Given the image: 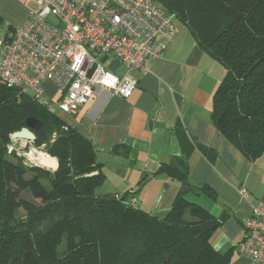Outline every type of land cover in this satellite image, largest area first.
I'll list each match as a JSON object with an SVG mask.
<instances>
[{
    "label": "trees",
    "instance_id": "trees-1",
    "mask_svg": "<svg viewBox=\"0 0 264 264\" xmlns=\"http://www.w3.org/2000/svg\"><path fill=\"white\" fill-rule=\"evenodd\" d=\"M154 1L226 70L213 98L215 127L247 159L264 156V0ZM6 26L0 17V31L13 29ZM29 118L42 122L33 147L56 159L57 170L28 167L10 149ZM159 172L179 188L163 219L126 197L98 195L104 175L89 139L0 79V264H230L231 254L211 242L221 221L186 198L193 187L185 158ZM24 192L41 206L22 201Z\"/></svg>",
    "mask_w": 264,
    "mask_h": 264
},
{
    "label": "crops",
    "instance_id": "crops-1",
    "mask_svg": "<svg viewBox=\"0 0 264 264\" xmlns=\"http://www.w3.org/2000/svg\"><path fill=\"white\" fill-rule=\"evenodd\" d=\"M25 1L0 0L7 26H23L36 9ZM177 27L163 56L149 63L150 72H133L137 88L130 99L99 91L76 114L55 113L92 143L104 175L97 194L126 197L127 203L160 219L172 209L179 188L174 177L159 170L184 157L193 187L187 200L221 221L211 239L214 249L230 253V264H252L238 246L245 237L242 221L253 206L264 205V156L247 159L215 127L213 98L226 70L186 27L178 22ZM109 63L111 72L125 74L118 63ZM54 96L58 102L57 86L45 83L44 97L54 101ZM242 188L247 199L239 194Z\"/></svg>",
    "mask_w": 264,
    "mask_h": 264
},
{
    "label": "built area",
    "instance_id": "built-area-1",
    "mask_svg": "<svg viewBox=\"0 0 264 264\" xmlns=\"http://www.w3.org/2000/svg\"><path fill=\"white\" fill-rule=\"evenodd\" d=\"M31 2L36 9L23 26L0 31V79L39 101L45 83L55 84L63 114H76L99 91L130 99L133 72L148 74L179 33L175 18L154 0L25 1ZM110 60L125 66L122 77L107 69ZM239 194L249 196L245 188ZM242 224L240 254L264 264V205L253 206Z\"/></svg>",
    "mask_w": 264,
    "mask_h": 264
},
{
    "label": "rangeland",
    "instance_id": "rangeland-1",
    "mask_svg": "<svg viewBox=\"0 0 264 264\" xmlns=\"http://www.w3.org/2000/svg\"><path fill=\"white\" fill-rule=\"evenodd\" d=\"M108 64V63H107ZM111 63H109L108 65H110ZM110 67V66H108ZM121 70H125V66L121 65ZM108 70H110V68H107ZM48 97H44L42 99V102L44 104H49V105H52V109L54 112H58V103L56 102L58 96H54V101H51V100H48L47 99ZM14 144L13 146L10 148L11 150L14 149L17 154L20 156V157H23L25 159V165L30 167V166H37V167H42L41 165H39L37 162L35 161H32V159L29 158V155L33 154L35 156L39 155V154H43V155H46L48 157H51L50 155H48L47 153H45V151L42 149H37V148H34L32 143L34 142H31V141H25V140H17V141H13ZM10 150V151H11ZM52 158V157H51ZM27 167V168H28ZM44 169H47L49 171H55L53 169H48V168H45V167H42ZM28 179H32L34 177L33 173H28L27 176H26ZM43 183L48 187V188H51L50 187V184L48 183V181H45L43 180ZM98 190V189H97ZM96 190V193H98V191ZM20 197L22 198V201H25L27 203H31L35 206H39L40 203L36 200H34L30 194H28L27 192H24L23 194L20 195ZM41 206V205H40ZM25 215V211H24V208H20L18 211H17V219L21 218V217H24Z\"/></svg>",
    "mask_w": 264,
    "mask_h": 264
},
{
    "label": "water",
    "instance_id": "water-1",
    "mask_svg": "<svg viewBox=\"0 0 264 264\" xmlns=\"http://www.w3.org/2000/svg\"><path fill=\"white\" fill-rule=\"evenodd\" d=\"M42 127V122L39 121L36 118H29L26 121V127L23 128L21 131L14 133L11 136L12 141H17V140H25V141H35L36 140V135L35 133H37L40 128ZM29 158H31V156L29 155ZM38 158H34L32 159V161H37ZM42 167L48 168V169H53V170H57L59 168V163L56 159L48 157L45 159V161L43 162V164H40ZM96 175V174H93ZM91 175V176H93ZM111 202H117L119 199L117 197H112L111 199H109Z\"/></svg>",
    "mask_w": 264,
    "mask_h": 264
},
{
    "label": "bare ground",
    "instance_id": "bare-ground-1",
    "mask_svg": "<svg viewBox=\"0 0 264 264\" xmlns=\"http://www.w3.org/2000/svg\"><path fill=\"white\" fill-rule=\"evenodd\" d=\"M30 156H31L32 159H34V158H38L37 161H35V162H37L39 165H40V164H43V162H44L45 159L47 158V156H46V155H43V154H39V155H37V156L31 154Z\"/></svg>",
    "mask_w": 264,
    "mask_h": 264
},
{
    "label": "clouds",
    "instance_id": "clouds-1",
    "mask_svg": "<svg viewBox=\"0 0 264 264\" xmlns=\"http://www.w3.org/2000/svg\"><path fill=\"white\" fill-rule=\"evenodd\" d=\"M109 75H111V74H109ZM113 79H115V77H113Z\"/></svg>",
    "mask_w": 264,
    "mask_h": 264
}]
</instances>
